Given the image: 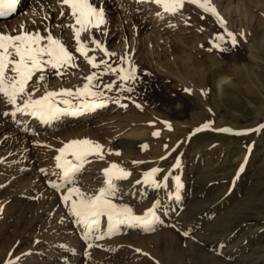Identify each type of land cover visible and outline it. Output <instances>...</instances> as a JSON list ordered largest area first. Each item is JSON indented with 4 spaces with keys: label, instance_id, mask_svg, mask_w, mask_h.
Wrapping results in <instances>:
<instances>
[{
    "label": "rangeland",
    "instance_id": "rangeland-1",
    "mask_svg": "<svg viewBox=\"0 0 264 264\" xmlns=\"http://www.w3.org/2000/svg\"><path fill=\"white\" fill-rule=\"evenodd\" d=\"M211 3L226 21L225 26L219 22V24L215 23L210 14L188 7L183 9V15L180 18L184 25L178 28L180 29L178 32L166 35L167 38L164 42L162 41V46L159 41L157 45V41H149V39L145 42L144 38L141 49L144 52L143 57L147 58L149 67L152 69L154 62L150 59L151 57L165 65L173 61V57H179V59L182 57L180 60L189 58L190 62L203 64L201 68L207 75H211L213 71L217 72V68L223 69L224 71L217 72L215 87L209 88L204 79L201 80L202 82H198L199 79L190 81L187 76L184 78H187L188 83L190 82L193 86L187 82L189 86L176 83L171 77L159 79L150 72L149 68L145 69L146 77L142 81L137 78L138 80L125 82L119 79V73L108 72L102 75L100 80L93 82L100 85V90L104 91L107 101L111 104L119 107L127 105L120 108L121 116H126L125 123L133 122L135 120L133 117L136 115L137 117L134 118L137 120L143 117L149 118L154 114L155 122L164 127L159 131V136L154 135L156 131L150 136L133 135V130L119 133L111 140L108 139L106 145L103 144L106 157L99 158L107 165L111 166L115 163L123 168L127 167L129 163L127 161L131 160L129 171L136 173L139 178L144 177L146 168L150 170L159 168L161 171L157 173L155 179L163 186L170 177L174 185V189H170H181L187 197L183 203V210L186 209L184 221L178 224L175 222V226L172 224V231L183 244L181 247L183 252L181 250L179 256H174L175 251L167 247L168 253L154 257L153 264H264V127H262L264 126V0H211ZM30 9L20 7L7 18L15 19L22 12L27 13L25 10L31 11ZM145 12H147L145 8L139 11L141 15ZM150 29L152 30V28L146 29L148 33ZM146 30L142 37L147 33ZM227 32L236 34L239 41L237 46H232L230 38L226 35ZM131 34L132 31L128 34L129 37H124L120 32L110 45L122 46L125 38L131 39ZM217 34L225 35L226 42L221 45L226 49L225 51L213 46V43H219L215 40ZM107 35L108 33L106 35L101 33L100 39H107ZM74 48L75 46L70 47L69 50ZM75 55V63L78 67L62 70L63 75H51L53 80L60 79L61 82L52 85L51 89L57 88L52 91H58L60 88L75 90L80 88L78 86L80 83L81 87L86 83L84 77L93 72L98 74L104 72L101 69L102 67L104 69V65L93 68L82 55L80 56L79 53ZM170 66L173 68V65ZM81 67L84 70H80ZM80 71L81 73H78ZM74 72L77 73L76 76L78 75L76 79H73ZM231 80L237 84L238 88L243 87L240 89L243 93H246L245 88L251 91L249 94L246 93L247 95L240 94L237 100L241 104L240 109L233 104L232 100L219 96L220 87L229 82L232 83ZM111 83L114 86L110 91L103 87ZM142 85L143 87L154 85L157 88H154L152 93L145 94L142 92ZM33 86L38 87V93L45 92L41 83L35 82ZM50 88L48 90H51ZM127 88H131L132 91L124 90ZM185 89L191 91L187 92ZM117 100L119 103L115 102ZM73 103L79 104V101L74 99ZM98 119L100 117L96 116L87 124L92 125ZM165 122H168L171 128ZM61 129L63 128L59 130ZM224 129L231 131H223ZM143 137L148 140V143L135 148V153L131 154L130 159L123 158L128 148L121 151V156H118L115 162L110 159V155L106 154V149L112 147L114 142H124L125 139L143 140ZM156 148H161V152L164 153L158 158L154 150ZM45 150L50 155L54 153L53 150ZM50 155L38 161L32 159L29 164L24 163L31 168L26 174L27 180L23 177L19 187L33 180V176L39 170H45L54 163V158L51 161ZM201 158L204 160L205 167L202 166L196 174L191 175V183L186 181L184 177L187 175L185 172H188L187 162L192 163ZM157 163H162V166H158ZM4 167L1 180L16 177L24 169L20 160L8 163ZM140 167H143V170L138 172ZM180 169L183 170V174L180 173ZM25 172L27 171L23 174ZM177 176L180 178V188L176 186ZM165 177L167 179L164 181ZM169 194L173 195V192ZM153 197L156 198L155 193L151 194L150 199L153 200ZM192 224L198 226L195 233L189 230ZM2 231L6 233V238L2 240L0 237V259L5 254L4 249L13 245V236L20 237L14 235L12 225L4 224L0 227V232ZM170 239L169 237L168 241ZM20 253L19 250L15 252L16 255ZM87 264H92L90 259Z\"/></svg>",
    "mask_w": 264,
    "mask_h": 264
},
{
    "label": "bare ground",
    "instance_id": "bare-ground-1",
    "mask_svg": "<svg viewBox=\"0 0 264 264\" xmlns=\"http://www.w3.org/2000/svg\"><path fill=\"white\" fill-rule=\"evenodd\" d=\"M96 3L105 9L107 24L101 30L93 29L91 35L102 41L107 50L116 55L109 58L105 56L103 51L97 49L95 52H89V56L95 55L97 60L107 59L112 67L115 65L116 67L123 66L127 68L129 67L128 62H130L131 66L137 70L136 76L141 81L146 77L145 69L149 68L151 70L150 72L159 79H170L171 77L176 83L178 82L179 84L182 83L184 85L186 84L185 86H189L190 82L188 83L187 78H184L187 76L190 78V81L191 79H199L200 81H197L202 82L201 80L204 79L209 88L215 87L218 76L217 72L223 69L220 70L217 68V72L213 71L211 75H207L201 68L203 64L190 62L188 61L189 58L187 60L185 59V61L183 59L180 60L182 57L180 59L179 57H173L172 63L170 62L165 65L160 60L158 62L151 57L150 59L154 62L152 69L149 67L147 58L145 59L143 57L144 52L141 49L144 44V38L145 42L149 39V41H157V45L159 41L160 46H162V41L164 42L165 38H167L165 37L166 35L178 32L180 30L178 28L184 25L180 17L183 15V9L185 8L193 7L200 12L210 14L214 22L218 23L219 21L214 15L205 12L197 4L187 2V0L184 7L175 14L165 12L163 7L155 3L154 0H96ZM20 7H26V9L31 8V11L25 10L27 13L22 12L15 19L2 18L1 20L3 21L0 20V31L16 34L23 27L27 30H39L43 34L48 29L55 36L61 38L69 48L77 46L73 30L65 27V25L74 23L73 18L70 16V9L67 6H62L60 0H20ZM144 8L147 12L141 15L139 11ZM62 11L64 13L63 15H61ZM147 27L152 28L149 33L146 30L148 29ZM144 30L147 33L142 37ZM131 31V39L125 38L122 46L110 45L120 32L123 33L124 37H127ZM101 33L104 35L108 33L107 39L101 40ZM84 35L86 36L88 34ZM89 47H94V45L89 44ZM121 57H126V61L121 60ZM170 65H173V68ZM81 69L83 68L81 67ZM101 69L104 71L103 67ZM78 73H81V71ZM86 73L84 74L86 75ZM76 74L74 72L73 79L78 77ZM38 75L39 73H37ZM59 80H53L50 75L46 81L40 83L44 86L43 89L48 91V88L56 85L60 82ZM35 82L36 76L30 82L29 91L35 88L33 86ZM78 86L81 87V83ZM154 88L157 87L148 85V87L142 88V92L145 94L152 93L155 90ZM242 88H238L234 81L232 83L229 82V84L220 87L219 96L223 99L232 100L233 104L240 109L241 104L237 101L239 100L240 94L247 95L246 93H251L246 88L244 89L246 93H243L240 90ZM55 89L53 88L51 90ZM234 91L235 93H233ZM43 94L44 92L38 93L35 91L34 97L38 98ZM129 97L131 98V96ZM122 107L107 101L105 107L80 111L76 115H62L56 120L45 123L39 118L27 114L17 113L15 117L3 115L6 112L10 113L14 111L15 107L0 99V178L3 177V169L6 164L20 160V163L24 166V169L18 173V176L15 175L16 177H9L5 180L0 179V227L4 224L12 225L14 235L20 236L19 238L13 236L14 243L10 248L6 247L4 249L5 254L0 259V264H87L89 259L92 264H153L154 257L157 258L156 256L162 254L164 256L165 253H168L167 247L175 251L174 256L181 254L183 244H181L180 239L172 231V224L174 225L175 222L178 224L184 221L183 216L186 213V209L183 210V203L187 200V197L181 189H170L174 185H172L173 182H171L169 175L166 184L161 185L162 188H153L148 184L136 183V181H143L144 179V177L139 178L136 173H131L128 179L115 181L118 185L119 193L117 197L113 198V202L127 204L133 208V212L136 215H143L149 208L155 210L156 216L159 219L152 225L154 230L151 231L145 230L142 226L120 225L119 230L109 234L107 218L102 217L100 228L98 230L94 229L86 236V230L83 228V225L77 223V218L71 214V202H65L63 199L64 195L67 194V188L69 186L80 187L84 192L89 194L98 191L106 181L103 170L110 167V165L101 161L99 156H91L89 157V162L84 165L82 172L78 174V183L76 185H64L62 177L56 175V173H61L62 170L56 167L57 161L55 157L59 154L58 150L66 143L75 139H90L101 145H106L108 139L111 140L112 137L117 134L119 135V133L133 130V135L143 134L150 136L152 132H159L161 128H164L162 124L155 122V118H153L154 114L149 118L143 117L137 120L134 118L137 117L136 115L133 117V120L135 119L133 122L128 121L129 123H125L127 121L126 116L122 117L120 114V108ZM239 109L238 111L244 112ZM121 113L123 114V112ZM96 116H99L100 119L94 121L92 125L87 124ZM60 128L63 129L59 130ZM107 129L109 130L105 131ZM52 131L55 132L53 133ZM144 137L143 140L125 139L124 142H114L112 147L106 149V154L107 156L110 155V159L115 162L116 158L121 156L115 153L119 152L121 154V151L127 150L128 148L123 158L130 159L131 154L133 155L135 153V148H139L143 144L148 143V140H145L146 138ZM41 147L48 149V151L53 150L54 153L50 155ZM154 150L156 151L157 158L164 154L161 152V148ZM49 155L51 161L54 158V163L51 162L53 164H50L48 168L46 167L47 169L44 168L45 170L42 169L43 171L39 170L38 172L37 170L38 173L33 176V180L19 187V182L23 180V177L26 179V174L30 172L29 170L31 168L24 163L29 164L32 159L38 161ZM69 159H71V156H69ZM127 162H129L128 166L124 169L129 171L130 168L128 167L132 161L129 160ZM157 164L158 166H162V163ZM187 164L188 172H185L187 175L184 179L191 183V175L196 174L204 166V160L201 158L196 161L194 160L192 163L187 162ZM146 169L147 172L150 171V169ZM142 170L143 167H140L138 172ZM24 171L27 172L23 174ZM180 173L183 174V170ZM53 183L62 186L60 188H53ZM81 183L86 185H82ZM171 192H173V195L169 194ZM152 193L156 194V198L153 197V200L150 199ZM73 198L75 199V197ZM190 228L189 230L195 233L198 226L192 224ZM195 236L193 238H197ZM0 237L3 240L6 238V233L4 231L0 232ZM97 237L102 238L98 239ZM169 237L171 241H168ZM89 243H91L92 247L88 246ZM189 249L191 250V248ZM17 250L21 252L20 255L15 254Z\"/></svg>",
    "mask_w": 264,
    "mask_h": 264
},
{
    "label": "snow or ice",
    "instance_id": "snow-or-ice-1",
    "mask_svg": "<svg viewBox=\"0 0 264 264\" xmlns=\"http://www.w3.org/2000/svg\"><path fill=\"white\" fill-rule=\"evenodd\" d=\"M17 2L18 0H0V17L11 15ZM154 2L161 5L165 12L175 14L184 7L186 0H154ZM187 2L197 4L205 12L214 15L222 26L226 25V21L220 16L211 0H187ZM60 3L70 9V16L74 20V23L65 25L74 32L77 46L73 50H69L62 39L48 29L43 34L39 30H27L23 27L16 34L0 31V99L15 107L14 111L6 112L3 115L15 117L17 113L27 114L47 123L60 118L62 115H76L80 111L105 107L107 104L105 93L100 90L99 84L93 82L100 80L101 76L108 72L119 73V79L125 82L137 79V70L131 66L130 62H128L129 67L127 68L123 66L112 67L108 60L100 59L97 62L95 55L89 56V52H95L97 49L103 51L105 56L109 58L116 55L109 52L102 41L91 35L93 29L101 30L107 24L105 9L98 6L96 0H60ZM63 14L62 11L61 15ZM84 34L88 35L85 36ZM226 35L230 38L232 46H237L239 41L236 34L227 32ZM215 40L219 43H213V46L225 51L226 49L221 47L226 42L225 35L217 34ZM89 44L94 45V47H89ZM75 53L82 55L93 68H100L101 65H104V72L100 74L93 72L84 77L86 83L75 90H48L40 97H34L35 91L39 89L35 87L29 91L33 77L36 76V83L39 84L46 81L49 75H63L64 71L62 70L78 67L75 63ZM121 60L126 61V57H121ZM37 73H39L38 76ZM113 86V84L103 85L109 91ZM124 90L132 91L131 88ZM186 91L191 90L186 89ZM74 99L78 100L79 104H74ZM115 102L119 103L118 100ZM122 106L127 107V105ZM165 123L171 128L168 122ZM223 131L231 130L224 129ZM159 134V132L154 133L157 136ZM58 153L55 157L56 167L62 171L56 175L62 177L64 185H76L78 174L89 162V157L95 155L103 159L104 147L90 139H75L66 143L58 150ZM115 154L120 155L119 152ZM160 171L159 168H153L144 173L143 181H136V183H144L153 188H159L161 183L155 177ZM103 172L106 181L98 191L89 194L80 187L69 186L67 194L63 197L65 202H71V214L77 218V223L83 225L86 230L85 235L87 236L94 229L100 228L102 217L107 218L109 234L119 230L120 225L142 226L147 231L154 230L152 225L159 219L154 209L149 208L143 215H136L133 208L127 204L113 202V198L117 197L119 193L115 181L128 179L131 172L115 163L104 169ZM166 179L167 177H165ZM175 179L177 186L180 187V178L177 176ZM61 186L57 183L52 184L53 188H60ZM88 246L92 247L91 243Z\"/></svg>",
    "mask_w": 264,
    "mask_h": 264
}]
</instances>
